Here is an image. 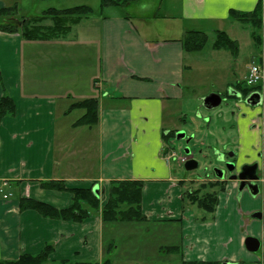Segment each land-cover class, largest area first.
Returning a JSON list of instances; mask_svg holds the SVG:
<instances>
[{"label":"crops","instance_id":"obj_1","mask_svg":"<svg viewBox=\"0 0 264 264\" xmlns=\"http://www.w3.org/2000/svg\"><path fill=\"white\" fill-rule=\"evenodd\" d=\"M136 1L138 12L100 13V21L76 29L81 21L69 32L75 34L63 39L27 41L0 31V97L8 96L15 105L0 121V261L51 246L50 264L102 263L113 250L99 211L78 222L51 219L21 210L19 200L62 210L72 195L44 189L42 183L98 185L102 201L111 182L129 180L143 184L145 220L140 222L180 225L181 261L264 264V221L251 218L264 209V165L258 195L237 191L231 182L217 193L213 213L188 201L184 207L182 182L171 175L165 153L169 139H164L174 132L173 104L182 98L183 83L195 67L194 60L185 62L191 53L181 46L184 33H206L210 25L231 38L219 26L234 28L229 13H250L260 0H179L170 14L162 12L164 0ZM258 48L255 63L264 71V8ZM86 99L97 101V122L73 126L84 111L68 108ZM234 108L235 151L250 163L262 149L260 111L256 115V109L240 104ZM75 110L82 111L80 117L68 122ZM210 181L200 180L188 191ZM247 237L259 241L257 252L246 250Z\"/></svg>","mask_w":264,"mask_h":264},{"label":"rangeland","instance_id":"obj_2","mask_svg":"<svg viewBox=\"0 0 264 264\" xmlns=\"http://www.w3.org/2000/svg\"><path fill=\"white\" fill-rule=\"evenodd\" d=\"M100 1L0 0V8L16 6L18 9V12L10 17L0 18V25L11 23V26L21 28L25 20L39 17L48 9L64 10L81 5L90 7L94 13L87 19H83L76 29L94 25L100 21L98 19L100 13L102 16H107L130 11L138 12L136 0H133V3L129 5L126 3L131 0H118L122 5L106 7L101 10L99 9ZM178 3L179 0H164L162 12L165 13L166 10L168 14L174 13ZM50 24V20L42 23L44 26ZM205 26V32L208 36L206 46L201 51L185 57V62L194 60V71L190 73L191 76H187L188 80L183 83L184 94L182 98L173 104L171 119L174 126L172 130L176 133H184V137L177 139L174 135L169 138L167 143L177 156L191 157L198 163L196 169L187 171L184 164L178 163L176 159L169 162L172 177L182 182L183 193L191 187H196L200 180L215 179L214 170L225 169L226 161H235L238 167L243 165L244 162L234 147L237 140L234 132L235 119L232 116V112L235 111L234 106L223 99L217 108L208 110L203 107L202 101L209 94L222 95L226 93L229 87L243 83V74L246 68L259 58V48L250 36L251 29L249 26L236 21L235 27L228 28V31L225 26H219L230 35L232 40L237 39L239 41L236 56H232L230 52L225 50L213 51L211 44L215 40V31L218 27ZM75 27L72 28L75 30ZM74 30L67 35L72 37L75 34ZM254 109H256V115L258 114L257 111H260L258 117L261 120L264 116V98L262 103ZM81 112L79 110L73 111L68 116L67 121H75L80 117ZM260 133L262 135V130ZM230 153L233 155L230 156ZM183 202L184 207L189 205L186 200ZM105 225L104 238L108 242L112 241L113 252L106 255L100 264L105 261H108L109 264H181L179 251L168 250L169 247H176L180 244L181 228L178 223L116 222L105 223Z\"/></svg>","mask_w":264,"mask_h":264},{"label":"trees","instance_id":"obj_3","mask_svg":"<svg viewBox=\"0 0 264 264\" xmlns=\"http://www.w3.org/2000/svg\"><path fill=\"white\" fill-rule=\"evenodd\" d=\"M118 0H101L100 10L106 7L120 6ZM264 0H260L254 11L243 13L231 11L229 18L233 21L247 25L250 27V36L256 46L260 42V30L262 24ZM18 12L16 6L1 7L0 18H7ZM94 11L86 6H75L64 10L48 9L39 17L25 20L21 28L11 26L10 24L0 25V31L7 33H19V35L27 41H51L65 37L73 26L80 23L83 19H87ZM46 20H50L49 26L42 25ZM208 41L206 33L201 31H188L184 33L180 40L183 51L193 53L201 51ZM211 49L215 51L225 50L230 52L232 56L238 54V44L232 40L223 31H215V40L211 44ZM253 88L247 87L244 94H248ZM14 102L8 96L0 97V121L3 117L11 115L14 112ZM80 109L84 114L73 124V126H93L98 119V105L95 99H86L75 102L70 105L68 111ZM264 119V116H263ZM174 132L168 133L164 137L167 141L174 136ZM263 153H264V130H263ZM220 187L217 191H210L215 187ZM44 189L67 191L72 195V201L68 208L57 210L50 205L30 199H20L19 206L21 210H34L43 217L51 219H60L66 221H81L88 217L90 211H99L102 222L118 223V222H140L145 220L142 213V187L140 181H113L110 183L106 197L100 201L91 192V189L66 188L63 183L48 182L42 183ZM224 190L217 183H204L198 189L185 192V200L195 205L203 211L213 213L217 204V193ZM87 207L88 209H86ZM169 251H179L178 247H169ZM52 252L51 246H46L40 253L36 255L24 254L15 260L0 261V264H46L49 255ZM59 264H98L92 262H71L61 261ZM103 264H109L108 261ZM181 264H221L218 261H185Z\"/></svg>","mask_w":264,"mask_h":264},{"label":"water","instance_id":"obj_4","mask_svg":"<svg viewBox=\"0 0 264 264\" xmlns=\"http://www.w3.org/2000/svg\"><path fill=\"white\" fill-rule=\"evenodd\" d=\"M252 100H253L252 102L250 101L248 102V100H246L245 103L253 107L258 106L259 104H261V95L259 93L253 94ZM221 102L222 100H221L220 95L212 93L203 99L202 105L204 108L210 110V109L217 108L221 104ZM183 137H184V133L182 132L176 133L177 139H182ZM185 153L187 154L186 150H185ZM232 154L233 153H230V156H232ZM197 167H198V163L196 162V160L192 158L186 161V163L184 164V168L187 171L194 170ZM257 168H258L257 164H253L251 166L250 165L244 166L242 168L241 173L238 176L230 177L229 180L239 182V187L237 189L238 191L246 189L252 196H256L259 194V191H260L259 185L257 183L260 180L259 176L257 175ZM214 172L217 173L216 170H214ZM216 175L219 178H221L220 174H216ZM91 192L95 195L96 198H98L99 196L98 185H95L94 187H92ZM251 218L264 221V209L262 211L253 213L251 215ZM244 245H245L246 250L251 253L257 252L260 247L259 241L252 237H247L244 241Z\"/></svg>","mask_w":264,"mask_h":264},{"label":"flooded vegetation","instance_id":"obj_5","mask_svg":"<svg viewBox=\"0 0 264 264\" xmlns=\"http://www.w3.org/2000/svg\"><path fill=\"white\" fill-rule=\"evenodd\" d=\"M247 86L244 84V83H237L236 85L234 86H231L227 89L226 93L224 94H219L220 97H221V100L225 99L226 101H229L230 104H232V106H237V105H243V106H248L250 108H255L253 106H250V105H247L245 103L246 100H248V102H252V95L257 92V90L253 89L252 91H250L248 94H244V91L246 90ZM251 97V98H250ZM227 102V103H229ZM175 133V132H174ZM169 146L168 147V152L169 153H174V151L171 149L170 145H167ZM167 154V152H166ZM175 154V158L173 159H178L180 156H183L187 159H191V157H186L184 155H180V156H177L176 153ZM233 155V154H232ZM257 159L251 161L250 163H243V165L241 166H237L235 161H226L225 162V169L221 168V169H217V173L214 172L215 174V179L211 180L210 182H206V183H217V185H221L224 189L226 188V185L228 183H233V182H236L235 184V187L236 189H238L239 187V182L238 181H231L229 180L230 177H233V176H238L241 171H242V168L244 166H251L253 164H257L258 165V168H257V175L259 176V181L257 182L259 187H260V184H261V166L264 165V153H263V148L261 149L260 152L257 153ZM178 163H180L179 161H177ZM216 174H220L221 175V178H219ZM220 187H216V189L218 190ZM260 190V188H259ZM238 191V190H237Z\"/></svg>","mask_w":264,"mask_h":264},{"label":"built area","instance_id":"obj_6","mask_svg":"<svg viewBox=\"0 0 264 264\" xmlns=\"http://www.w3.org/2000/svg\"><path fill=\"white\" fill-rule=\"evenodd\" d=\"M245 83L248 87H258L261 93L264 92V71L261 66L252 64L249 69L247 76L245 78ZM175 158L174 153H169L167 155V159H173ZM180 163H184L186 161V158L179 157L177 159ZM4 186V185H3ZM0 192H2V187H0ZM7 196L3 195V198L5 199Z\"/></svg>","mask_w":264,"mask_h":264},{"label":"clouds","instance_id":"obj_7","mask_svg":"<svg viewBox=\"0 0 264 264\" xmlns=\"http://www.w3.org/2000/svg\"><path fill=\"white\" fill-rule=\"evenodd\" d=\"M221 159H223V156H221Z\"/></svg>","mask_w":264,"mask_h":264}]
</instances>
